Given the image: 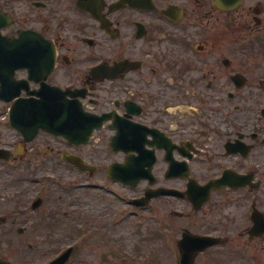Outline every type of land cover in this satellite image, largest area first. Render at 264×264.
Here are the masks:
<instances>
[{
    "label": "flooded vegetation",
    "instance_id": "af4514ba",
    "mask_svg": "<svg viewBox=\"0 0 264 264\" xmlns=\"http://www.w3.org/2000/svg\"><path fill=\"white\" fill-rule=\"evenodd\" d=\"M21 35L53 52H4ZM0 45V259L264 264V0H0ZM12 106L72 127L22 134ZM63 171L93 195L79 217L52 196Z\"/></svg>",
    "mask_w": 264,
    "mask_h": 264
},
{
    "label": "rangeland",
    "instance_id": "374dc122",
    "mask_svg": "<svg viewBox=\"0 0 264 264\" xmlns=\"http://www.w3.org/2000/svg\"><path fill=\"white\" fill-rule=\"evenodd\" d=\"M1 173H0V181H1V190L3 191L5 196H8V194H11L12 191V172H10L9 169L3 168L0 169ZM62 174V175H61ZM61 174H58V179H63L64 181V185L70 187L71 192H66V194L62 191L59 192L58 190H56L54 187H51V191H52V196L53 197H57V196H61L60 199L55 198V203L56 206H60L61 208L65 209L66 211H68V214L70 212V214L72 212H76V216L79 217L80 216V211H82V209H80V205L79 202H83L81 204V206H87L90 210H92V204L94 203V199H93V195H85L84 193H82L81 190H76L75 188L78 187L80 185V180L81 178L73 172H66L63 171ZM53 181H57V180H53ZM51 182V180H50ZM60 182V181H58ZM35 184H32L30 181H24L21 182L20 185H17L15 187V189L20 188L22 191L26 192L25 195L29 196V195H35V192L37 190H39L41 188V186H37ZM30 191V193H29ZM32 191V192H31ZM67 195V196H66ZM68 200H70L71 203L67 204ZM86 214L85 213V218H86ZM96 215V212H92L91 214H88L89 219L88 222H90V232H92V230L94 228V220L92 219L93 216ZM97 217V216H96ZM69 222V223H67ZM65 224L67 226H69L71 229L72 228H80V225H78V221L77 220H72V219H63L60 222V226L61 228H65ZM66 226V228H67ZM125 227V226H124ZM92 228V229H91ZM69 235H73L70 234ZM13 239V237H12ZM2 255H4L7 259H10L9 261H11L12 259V255L9 253H2Z\"/></svg>",
    "mask_w": 264,
    "mask_h": 264
},
{
    "label": "water",
    "instance_id": "95a60500",
    "mask_svg": "<svg viewBox=\"0 0 264 264\" xmlns=\"http://www.w3.org/2000/svg\"><path fill=\"white\" fill-rule=\"evenodd\" d=\"M2 47V46H1ZM6 48V50L10 53H14V55L18 56L19 53L23 54L26 52H30L31 49L29 47V45H24L22 43H19L18 40L12 42V43H7L6 46H3ZM1 52V49H0ZM11 61H14V58L10 59ZM10 124L12 127H15L17 129H19L20 126H23L25 124L23 123H18V119L16 118V114L14 113V109H12L11 113H10ZM68 127H71L72 125H67ZM34 127L37 129L38 127H41L42 129H45L47 131L59 134L62 133L64 134L65 131L62 129V125L58 124V123H52V122H43V123H38V124H34ZM0 264H5L3 262H0Z\"/></svg>",
    "mask_w": 264,
    "mask_h": 264
}]
</instances>
